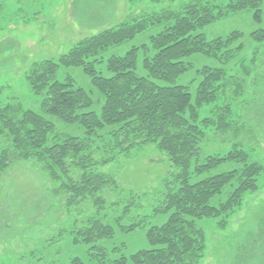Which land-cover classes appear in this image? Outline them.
Wrapping results in <instances>:
<instances>
[{
    "label": "trees",
    "instance_id": "obj_1",
    "mask_svg": "<svg viewBox=\"0 0 264 264\" xmlns=\"http://www.w3.org/2000/svg\"><path fill=\"white\" fill-rule=\"evenodd\" d=\"M262 1L231 0L220 6L192 0L179 10L168 8L160 13L137 14L83 39L59 60L51 58L41 62L29 80L33 90L43 94L44 112L66 123H81L85 127L83 137L59 139L54 122L46 115L24 108L17 97L8 102L0 99V171L7 169L13 161L43 163L54 180H61L62 189L70 194L69 200L76 198L78 202H90L91 199L93 207L106 203V195L101 191L107 189L112 178L92 170L95 164L92 140L95 135L101 136L98 135L103 133H98L100 130L107 129L117 140L119 138L120 146L131 143L129 147H132L139 137H144L165 152L172 164L182 168L178 177L180 184L168 192L160 207L164 221L150 225L146 231L148 247L128 255L120 243H107L113 237L140 227L139 223L125 226L118 219L107 222L88 219L85 227L76 230L70 240L76 251L69 264H88L77 254L78 249H84L93 260L99 259L100 264H198L206 249V237L199 220L226 215L241 204L247 192L257 189L262 166L250 160L241 146L249 138L243 134L235 135V129L242 127H234L237 122H231L230 105L216 104L212 116L204 118H201V107L216 101L220 85L229 100L245 93L253 72L251 84L255 94L264 95V72L253 70L264 64V50L256 51L263 54L253 59L252 66L245 62V57L240 59V68L232 74L227 66L244 47L243 43L237 47L232 44L243 36L242 32L234 31L225 37L208 40L200 30L228 11L247 7L255 9L259 18ZM154 24L164 27L150 37L149 43L107 59L109 75L95 68L94 64L102 61L101 51L107 46L131 39ZM250 36L264 40V29L256 30ZM221 47L228 49L230 56L226 61L218 55ZM140 51H143L145 73L139 72L137 66ZM195 53L220 59L223 65L198 68L199 83L193 93L175 79L192 68L186 59ZM60 65L85 67L92 85L104 97L100 111L91 109L95 102L92 94L77 86L71 77L57 79ZM263 119L251 117L250 122L258 129ZM209 124H217L231 133H225L231 138H222L234 144L227 154L213 155L204 151L205 127ZM225 162L239 165L215 170ZM194 174L199 177L194 179ZM226 187H230V193L226 200H220ZM216 197H219L217 203L214 202ZM257 220L258 230L248 233L236 246L232 264H264V207ZM92 251L100 254L96 256Z\"/></svg>",
    "mask_w": 264,
    "mask_h": 264
},
{
    "label": "rangeland",
    "instance_id": "obj_2",
    "mask_svg": "<svg viewBox=\"0 0 264 264\" xmlns=\"http://www.w3.org/2000/svg\"><path fill=\"white\" fill-rule=\"evenodd\" d=\"M190 1L0 0V99L8 102L17 97L24 108L46 115L54 122L59 139L66 136L83 137L85 127L81 123H66L44 112L43 94L36 93L29 80L33 71L44 60H59L83 39L110 29L137 14L160 13L168 8L179 10ZM204 1L225 6L231 0ZM261 9L259 18L256 17V10L248 7L228 11L200 30L208 40L225 37L234 31L242 32L243 36L232 44L237 47L243 43L244 46L239 55L228 62L230 65L227 68L232 74L240 68V59L245 57V62L252 66L253 59L263 54H257L256 51L259 48L264 50V40L258 41L250 36L252 32L264 29V0ZM163 27L159 24L148 25L135 37L107 46L101 51L102 61L96 62L95 68L109 75L108 58L124 55L132 47L149 43L150 37L159 33ZM227 50L221 47L218 51V55L225 57L223 61L230 56ZM186 60L192 64V68L189 67L175 82L184 83L191 92L198 87V68L203 65H223L220 59L202 53H195ZM143 63V51H140L137 66L141 73H145ZM253 68L255 73L260 70L264 72V64ZM56 74L57 79L71 77L77 86L88 90L95 101L91 109L100 111L104 97L92 85V78L84 66L60 65ZM254 76L253 72L252 77H249L248 88L239 97L229 100L220 85L216 101L201 107V118H204L212 116V108L216 104L230 105L231 122H237L238 125L234 124V127H242L241 130L235 129V135L243 134L249 138L241 146L250 160L261 164L262 170L257 189L247 192L240 205L222 217L199 220L206 237V249L198 264H232L236 246L241 244L248 233L258 230L257 215L264 207V121L256 129L250 118L264 117V95L255 94L251 84ZM243 123L246 126H242ZM205 131L204 151L207 154L225 155L232 150L233 142L222 139L231 138L226 128L209 124ZM100 132L105 134H98L102 137L95 135L92 140L95 163L92 170L106 173L112 178L111 184L106 185L107 189L101 191L106 195V203L102 205L93 207L91 199L90 202H78L76 198L69 200L70 194L62 189L61 180H54L43 163L38 165L33 161H13L7 169L0 171V264H69L70 257L76 251L70 240L76 230L85 227L88 219H102L105 222L118 219L125 226L139 223L140 227L113 237L107 243H120L128 255L149 246L146 231L150 225L164 221L165 216L159 213L160 207L168 192L180 184L178 177L182 168L172 164L165 152L144 137H139L132 147H129L131 143L120 146L119 138L117 140L107 129ZM237 165L235 162H225L215 170H227ZM198 177L193 175L194 179ZM229 188H225L220 200H226ZM218 198L214 199L215 203ZM92 252L96 256L100 254L98 251ZM78 253L88 264H100L99 259H91L84 249H78Z\"/></svg>",
    "mask_w": 264,
    "mask_h": 264
}]
</instances>
